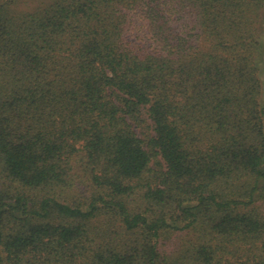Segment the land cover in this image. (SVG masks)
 Segmentation results:
<instances>
[{
	"label": "trees",
	"instance_id": "obj_1",
	"mask_svg": "<svg viewBox=\"0 0 264 264\" xmlns=\"http://www.w3.org/2000/svg\"><path fill=\"white\" fill-rule=\"evenodd\" d=\"M0 264H264V0H0Z\"/></svg>",
	"mask_w": 264,
	"mask_h": 264
}]
</instances>
